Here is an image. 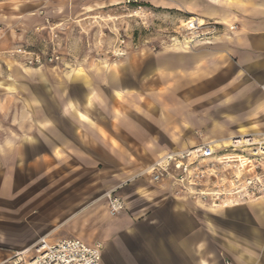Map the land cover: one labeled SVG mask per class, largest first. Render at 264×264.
I'll return each instance as SVG.
<instances>
[{
	"label": "crops",
	"instance_id": "0c3cea01",
	"mask_svg": "<svg viewBox=\"0 0 264 264\" xmlns=\"http://www.w3.org/2000/svg\"><path fill=\"white\" fill-rule=\"evenodd\" d=\"M103 3L124 0H0V264L40 238L101 244V264H264V196L201 200L144 172L172 152L264 134V0H135L164 36L71 72L12 56ZM190 18L218 32L169 40ZM87 176L102 180L94 199L56 221L54 201L70 206L71 180ZM113 191L126 206L116 216Z\"/></svg>",
	"mask_w": 264,
	"mask_h": 264
},
{
	"label": "built area",
	"instance_id": "2783aa9c",
	"mask_svg": "<svg viewBox=\"0 0 264 264\" xmlns=\"http://www.w3.org/2000/svg\"><path fill=\"white\" fill-rule=\"evenodd\" d=\"M135 0H128V4ZM185 35L192 41L208 39L218 32L217 24L206 23L197 18H190L183 24ZM209 28V31H205ZM233 29V28H231ZM50 30H55L52 28ZM58 36L53 35V39ZM121 43H125L122 40ZM53 49L52 54L20 50V55L27 66L43 67L58 64L61 57ZM116 56H124L123 49H118ZM264 91V86L262 87ZM257 140L258 144L254 142ZM225 146V152L216 155L215 144L207 143L192 148L172 152L158 159L144 172L154 182L170 181L180 193H189L201 200L213 199L218 202L230 201L231 194L236 198H259L264 196V134L261 136H236ZM230 150V151H229ZM229 171L224 177L222 172ZM241 172L240 176H237ZM109 212L116 216L125 210L123 199L114 191L107 194ZM230 198V199H229ZM34 248L16 252L13 264H101V244L90 246L77 238H66L55 244H48L45 238L38 241ZM34 249V253H30Z\"/></svg>",
	"mask_w": 264,
	"mask_h": 264
},
{
	"label": "rangeland",
	"instance_id": "374dc122",
	"mask_svg": "<svg viewBox=\"0 0 264 264\" xmlns=\"http://www.w3.org/2000/svg\"><path fill=\"white\" fill-rule=\"evenodd\" d=\"M25 1L28 2L30 0ZM132 5L134 3L128 4V0H124L123 4L113 7L105 6L103 3L102 7L97 6L95 10L92 9L90 12L88 11V14L84 15V17L86 16V20L81 23L82 26L78 25V27L73 26L71 28V23L61 24L59 27L53 26V28H56L55 30H49L50 38H47V36L43 37L39 39V42L36 36L30 35L32 37H28L27 43L31 45L26 46L28 48H24L23 50L43 53L47 56L52 54L53 49L56 47L61 61L58 64H48L47 66H58L66 72L78 69L80 62L83 63L85 60L90 62L96 58L104 62L108 59H122L130 51H139L141 45L149 44V42H146L147 40L157 42L159 38L164 36V26L162 25L165 24L158 17H153L150 21L151 12H148L143 5ZM129 6V10H127ZM183 24L179 23L178 33L173 30L172 24L168 26L169 28L166 32L169 40L175 41L177 38H188L185 35ZM54 34L58 36L56 39H53ZM122 40L125 43H121ZM118 49H123L125 55L116 56L115 54H117ZM12 56H15L14 52ZM216 150H219L216 151L217 157L222 155L226 150L224 143H219V146H216ZM260 161L264 162V158ZM220 172H222L221 176L224 177L229 171L226 172L224 169H220ZM82 179L83 177L80 180V184L77 177L72 179L69 185V192H56L58 194L65 192L66 196H68L67 198L70 200V206H65L64 209L61 205L62 203L67 204L66 199L64 201H54L53 209L56 221L61 218L66 219L77 213L83 207L85 201L90 203L94 199L96 191L98 192V188L102 186V183H100L102 180L99 178H89L87 176V180L83 183ZM33 246L31 248H34ZM34 252L35 250L32 249L30 253Z\"/></svg>",
	"mask_w": 264,
	"mask_h": 264
},
{
	"label": "bare ground",
	"instance_id": "6f19581e",
	"mask_svg": "<svg viewBox=\"0 0 264 264\" xmlns=\"http://www.w3.org/2000/svg\"><path fill=\"white\" fill-rule=\"evenodd\" d=\"M247 136V135H246ZM242 137H243V135H242ZM245 137V136H244ZM234 137H232V138H229V141L228 142H230L232 139H233ZM228 142H224V146H228L229 145V143ZM254 142H258L256 139L254 140ZM258 144V143H257ZM216 146H219V143H218V145L217 144H215V147ZM263 154H264V152H263ZM241 175V172H239V174H237V176H240ZM230 196H232V199L230 200V201H237V200H240L239 198H236L235 196V194H231ZM230 199V198H229Z\"/></svg>",
	"mask_w": 264,
	"mask_h": 264
}]
</instances>
